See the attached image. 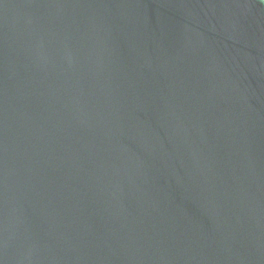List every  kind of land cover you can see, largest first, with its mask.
<instances>
[{"label":"water","instance_id":"water-1","mask_svg":"<svg viewBox=\"0 0 264 264\" xmlns=\"http://www.w3.org/2000/svg\"><path fill=\"white\" fill-rule=\"evenodd\" d=\"M0 264H264V0H0Z\"/></svg>","mask_w":264,"mask_h":264}]
</instances>
